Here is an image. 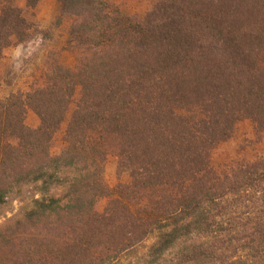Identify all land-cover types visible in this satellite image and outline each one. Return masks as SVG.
Instances as JSON below:
<instances>
[{
  "label": "trees",
  "instance_id": "1",
  "mask_svg": "<svg viewBox=\"0 0 264 264\" xmlns=\"http://www.w3.org/2000/svg\"><path fill=\"white\" fill-rule=\"evenodd\" d=\"M23 1L0 0V60L38 34L40 0ZM61 3L92 55L0 99V207L27 186L40 196L0 228V264H115L149 241L146 264H264V154L210 163L238 122L264 130V0H160L141 21ZM111 156L130 169L114 189Z\"/></svg>",
  "mask_w": 264,
  "mask_h": 264
},
{
  "label": "rangeland",
  "instance_id": "2",
  "mask_svg": "<svg viewBox=\"0 0 264 264\" xmlns=\"http://www.w3.org/2000/svg\"><path fill=\"white\" fill-rule=\"evenodd\" d=\"M12 5L24 9L23 0H10ZM117 6L121 13L135 21H141L160 0H107ZM34 22L38 34L27 43L13 45L2 53L0 60V99L15 92L25 93L29 88L41 84L43 75L56 63L73 69L78 62L90 57L92 51L82 46L71 34L77 18L63 11L61 0H40L34 10ZM68 117L56 134L51 147L53 156L58 155L62 146V136ZM36 116L28 111L25 125L29 129L38 127ZM264 154V130L257 132L249 121L238 122L232 136L219 144L210 153L212 168L220 172L225 167L239 160H257ZM128 166L117 157H109L103 166V180L109 189L129 183ZM61 189L52 188L48 196L59 197ZM37 188L27 186L15 191L4 205L0 207V228L22 215L31 207L33 200L38 199ZM106 204L105 199L97 202L95 210L101 212ZM150 241L135 252L125 254L115 264H146L145 248ZM173 253H167L163 260L169 261Z\"/></svg>",
  "mask_w": 264,
  "mask_h": 264
}]
</instances>
